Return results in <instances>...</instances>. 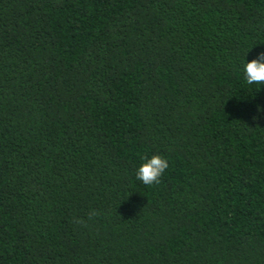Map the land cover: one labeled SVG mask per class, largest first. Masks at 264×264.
I'll list each match as a JSON object with an SVG mask.
<instances>
[{"label":"trees","instance_id":"1","mask_svg":"<svg viewBox=\"0 0 264 264\" xmlns=\"http://www.w3.org/2000/svg\"><path fill=\"white\" fill-rule=\"evenodd\" d=\"M247 52L264 0H0V264H264Z\"/></svg>","mask_w":264,"mask_h":264},{"label":"clouds","instance_id":"2","mask_svg":"<svg viewBox=\"0 0 264 264\" xmlns=\"http://www.w3.org/2000/svg\"><path fill=\"white\" fill-rule=\"evenodd\" d=\"M248 52L240 64L243 79L250 86L264 87V52L259 53L256 58L251 60L247 59ZM260 115H264V108L257 105V114L253 115L252 118L255 120ZM168 167L169 161L167 158L159 154H153L142 159V162L135 169V178L144 185L158 184L160 177Z\"/></svg>","mask_w":264,"mask_h":264}]
</instances>
